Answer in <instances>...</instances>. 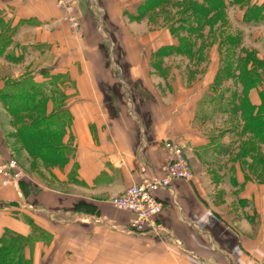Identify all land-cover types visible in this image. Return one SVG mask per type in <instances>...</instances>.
Here are the masks:
<instances>
[{
	"label": "crops",
	"instance_id": "obj_1",
	"mask_svg": "<svg viewBox=\"0 0 264 264\" xmlns=\"http://www.w3.org/2000/svg\"><path fill=\"white\" fill-rule=\"evenodd\" d=\"M76 3L81 14H93L98 43L91 44L86 35L69 29L55 0H0L2 21L14 29L0 56V69H5L0 73V90L10 76L32 77L47 86L51 77L62 76L63 101L50 99L47 113L70 116L62 137L70 155L50 162L28 154L37 161L36 167L31 164L29 178L3 189L0 239L8 230L35 235L25 252L32 264H252L262 258L264 184L245 166L250 155L233 153L232 144L226 143L229 151L218 154L213 149L204 156L200 152L209 139L202 131L193 135L196 128L191 122L190 132L184 133L180 115V135L172 138L186 145L194 176L157 192L162 204L156 217L158 234L132 232L131 214L112 207V196L162 175L164 143L173 139H167L168 131L159 123L145 122L137 109L141 97L132 84H127L129 96L124 100L107 89L105 84L112 87L113 82L127 79L117 69L115 43L108 42L112 34L105 28L101 1ZM80 31L85 32V26ZM13 48L22 51L16 62L6 55ZM127 64L130 82L135 81L134 63L127 59ZM260 89L250 91L257 105Z\"/></svg>",
	"mask_w": 264,
	"mask_h": 264
},
{
	"label": "rangeland",
	"instance_id": "obj_2",
	"mask_svg": "<svg viewBox=\"0 0 264 264\" xmlns=\"http://www.w3.org/2000/svg\"><path fill=\"white\" fill-rule=\"evenodd\" d=\"M100 1L106 19L105 28L112 34V41L109 38L108 42L115 43L114 51L119 68L116 67L122 77L127 79L120 84L113 82L112 87L105 84L107 89L111 88L114 97L124 100L127 94L129 96L127 84H132L140 97L144 98V103L139 96L137 100L141 116L146 123L157 122L167 129V139L180 135L177 126L180 115L185 120L184 133L190 132L187 125L191 122V126L196 128V133L191 131L193 135L202 131L209 139L206 148L200 153L207 156L213 149H217L218 154H223V150H230L225 144H232L233 153L250 155L244 160L245 166L255 179L264 184V146L258 145L253 135L244 129L238 100L243 88L239 79L243 67L250 75L258 71L262 82L259 88L264 87V6L260 17L257 13L253 19L244 18L251 5L263 3L255 0H227L226 8L212 12L213 15H209L212 16L211 20L199 27L189 8L201 6V0ZM75 7L76 14L85 26V32L74 33L86 35L91 44L98 43L93 14L88 11L81 14L76 2ZM0 20L2 56L11 43L14 29L9 23L3 22L1 16ZM67 27L69 28L68 25ZM21 52L20 49L13 48L6 55L9 61L16 62L20 57L17 54L22 55ZM127 59L134 63L137 76L132 82L129 79ZM2 72L5 69H0V73ZM21 77L10 76L0 90V151L11 156L23 170L24 178H29L28 173L34 170L37 161L28 156L32 154L23 142L19 128L21 123H29L32 112L25 110L19 114L20 117L15 115L14 111L7 108V101L1 96V91H11L10 84L19 81L18 79L32 81V77ZM52 78L54 92L63 101L65 78L59 75ZM42 85L46 86L47 82ZM50 85L52 86L49 83L48 87ZM66 85L69 86L68 83ZM55 93L53 95L58 97ZM148 138H151V132ZM48 139L49 137L42 140L29 139V143L41 145ZM172 139L186 149L185 144L176 138ZM241 139L243 144L238 142ZM213 145H216L215 148ZM64 150L66 158L70 151ZM190 166L193 171V166ZM45 178L41 177V180L45 181ZM214 179L218 181L217 177ZM206 181L212 182L210 179ZM18 183L11 185H19Z\"/></svg>",
	"mask_w": 264,
	"mask_h": 264
},
{
	"label": "trees",
	"instance_id": "obj_3",
	"mask_svg": "<svg viewBox=\"0 0 264 264\" xmlns=\"http://www.w3.org/2000/svg\"><path fill=\"white\" fill-rule=\"evenodd\" d=\"M201 1L203 4L199 7L197 5L188 7L190 12L194 14L195 22L199 24V27H203L205 21L211 20L212 16L209 15L212 12L226 8L225 6L228 2L227 0ZM263 6L264 3L257 6L251 5L245 12L244 18L253 19V17L257 16V13L260 17V11ZM1 38L4 37L2 36ZM242 70L239 79L243 88L238 100L240 101L239 105L241 106L244 129L252 134L254 139L264 143V87L262 86L259 90L261 103L256 106L252 103L249 92L251 89L261 86L260 75L258 71L256 74L250 75L244 67ZM51 79L53 78L51 77ZM49 83L52 86H44L42 85L43 83H36L33 80L22 79L14 81L10 84L12 90L1 91V96L4 101H7V108L14 111L15 115L20 117L19 114L25 110L32 112L29 123L23 125L20 122L22 126L19 128V134H21L25 145L28 146L30 153L41 156L50 162H58L65 158V147L62 145V137L64 136L66 124L70 121V116L58 111L47 113V103L50 99L54 102H62L59 94H57L59 98L52 96L55 93L53 89L54 83L51 81ZM44 137H49L45 144L29 143L30 140H42ZM35 238V235L23 236L13 231H6L0 239V264H32L31 258H28L25 252L26 248L33 244Z\"/></svg>",
	"mask_w": 264,
	"mask_h": 264
},
{
	"label": "built area",
	"instance_id": "obj_4",
	"mask_svg": "<svg viewBox=\"0 0 264 264\" xmlns=\"http://www.w3.org/2000/svg\"><path fill=\"white\" fill-rule=\"evenodd\" d=\"M55 2L57 8L62 11V21L73 31H80L82 24L75 11L76 0H55ZM164 148L166 154L161 176L133 183L109 200L114 208L131 214L129 229L140 235L154 236L159 232L156 227V217L162 211V204L157 198V192L169 188L177 180L189 181L194 176L181 144L167 140ZM23 178L24 173L18 163L11 156L0 151V200L4 188L13 183L17 184ZM252 264H264V255Z\"/></svg>",
	"mask_w": 264,
	"mask_h": 264
}]
</instances>
